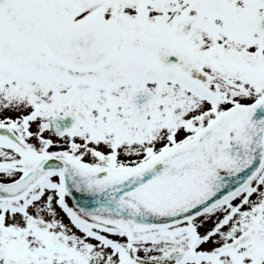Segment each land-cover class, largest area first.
Here are the masks:
<instances>
[{
  "label": "snow or ice",
  "instance_id": "6c2138e0",
  "mask_svg": "<svg viewBox=\"0 0 264 264\" xmlns=\"http://www.w3.org/2000/svg\"><path fill=\"white\" fill-rule=\"evenodd\" d=\"M0 264H264V0H0Z\"/></svg>",
  "mask_w": 264,
  "mask_h": 264
}]
</instances>
